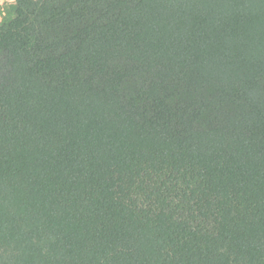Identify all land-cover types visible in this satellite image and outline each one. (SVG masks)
<instances>
[{"label": "trees", "instance_id": "1", "mask_svg": "<svg viewBox=\"0 0 264 264\" xmlns=\"http://www.w3.org/2000/svg\"><path fill=\"white\" fill-rule=\"evenodd\" d=\"M14 4L0 264H264V0Z\"/></svg>", "mask_w": 264, "mask_h": 264}, {"label": "rangeland", "instance_id": "2", "mask_svg": "<svg viewBox=\"0 0 264 264\" xmlns=\"http://www.w3.org/2000/svg\"><path fill=\"white\" fill-rule=\"evenodd\" d=\"M14 0L0 1V24L3 25L14 17Z\"/></svg>", "mask_w": 264, "mask_h": 264}]
</instances>
